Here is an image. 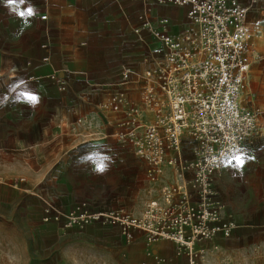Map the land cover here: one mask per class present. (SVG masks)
Wrapping results in <instances>:
<instances>
[{
    "label": "rangeland",
    "instance_id": "obj_1",
    "mask_svg": "<svg viewBox=\"0 0 264 264\" xmlns=\"http://www.w3.org/2000/svg\"><path fill=\"white\" fill-rule=\"evenodd\" d=\"M242 2L250 5L246 27L259 55L249 74L248 89L255 93L263 135L254 140L252 154L243 160L240 172L226 166L217 179L216 190L224 205L222 219L234 227L229 236L220 235L217 243L198 247L204 249L198 264H264V0ZM76 7L75 36L65 39L74 43L66 47L70 54H63L58 66L52 55L51 65L40 68L44 74L39 76L44 82L42 88L34 87L29 94L32 119L28 129L22 135L3 137L6 141L0 136L11 149L0 151V264H117L121 245L126 256L132 244L126 245L119 234H102L98 224L92 225L99 228L92 235L85 233L91 225L61 230L54 223L45 224L41 220L43 201L61 211L86 202L106 211L139 214L166 185L165 181L147 179L146 163L110 136L93 105L90 126L82 119L81 128L87 129H81L83 135L76 133L74 122L68 118L75 117V100L87 96L97 103L102 99L101 89L118 80L123 60L132 57L127 46H136L133 30L140 25L137 15L143 10L133 13L127 22L112 0L106 6L100 0L92 5L79 0ZM27 68L23 73L31 74V68ZM55 72L66 76L70 89L63 93L56 90L48 79ZM19 75L20 71H0V100L8 96L17 101L20 94L14 79ZM53 115L66 118L57 121L61 129L50 121ZM45 127L48 136H44ZM10 137L17 139V144L13 141L10 145ZM43 143L58 159L49 167L40 161ZM11 155H23L24 159H9ZM45 169V178L41 179Z\"/></svg>",
    "mask_w": 264,
    "mask_h": 264
},
{
    "label": "built area",
    "instance_id": "obj_2",
    "mask_svg": "<svg viewBox=\"0 0 264 264\" xmlns=\"http://www.w3.org/2000/svg\"><path fill=\"white\" fill-rule=\"evenodd\" d=\"M153 1L185 7V25L171 34L168 21L162 19L154 29L146 16L148 8L144 9L137 17L140 26L134 29L144 48L142 68L123 65L119 80L103 87L105 95L97 109L115 128L117 143L146 163L149 181L162 179L165 166L172 172L171 181L161 189L159 199L145 203L139 216L123 210L92 211L86 202L61 211L43 201L41 220L61 230L115 226L126 244L139 232L147 245L171 242L176 255L186 257V264H198L204 249L197 245L227 237L234 227L222 219L217 179L226 166L240 172L235 157H249L254 140L263 135L255 93L248 89L259 55L246 27L250 5L242 0ZM41 19L46 21V16ZM141 30H147L156 43L146 41ZM51 46L47 28L40 62L50 61ZM48 79L59 93L68 90L64 74L55 72ZM81 124L78 118L75 125ZM146 257L154 264H172L149 249Z\"/></svg>",
    "mask_w": 264,
    "mask_h": 264
},
{
    "label": "crops",
    "instance_id": "obj_3",
    "mask_svg": "<svg viewBox=\"0 0 264 264\" xmlns=\"http://www.w3.org/2000/svg\"><path fill=\"white\" fill-rule=\"evenodd\" d=\"M78 1L79 0H27L25 4L20 5L19 7L20 9L31 8L32 14L20 16L17 14L15 5H9L7 3V0H0V71H20L19 77L14 79L16 82V87L19 88L20 94L17 101L13 102L9 99L8 96H2L0 100V136L2 139L3 137L7 138V136L22 135L24 131L28 129L29 123L32 119L29 113L32 110L29 108L28 105L29 94L30 92L33 93L34 91L31 89H33L34 87L42 88V85L44 83L39 78L40 75H44L43 72L40 71V68L51 65L52 55L54 65L58 66L60 61L63 60V54H70V51H68L66 47H71L74 43L66 42L65 39L68 37L73 38L75 36L78 15L76 6ZM87 1L89 2V5H92L95 1L98 0ZM100 1L102 6H106L107 2H111V0ZM112 1L118 6L124 20L127 22H129V20L131 19L130 17L133 13L141 9L144 10L148 8L147 14L149 18L147 19L150 22L151 26L154 29H158L159 21L162 19H166L169 23V32L171 34L179 32L187 21V9L185 7L158 5L153 0H147V2L143 3L134 0H120L119 2L115 0ZM43 16H46V21L41 19ZM139 26L140 25L136 26L135 29ZM47 28L49 30L52 41L50 61L48 63H42L40 62V59L45 55V52L41 49L40 46L44 41L45 30ZM141 36L152 45L156 43V40L147 30H141ZM54 44L56 45L55 49ZM127 49H129V54L132 55V57L123 60L124 63L121 64L119 67V78L120 70L123 65L130 66L135 70L139 71L142 68V66L140 65V60L142 58V54L144 53V48L138 42L137 36L136 46H134L133 48H128L127 46ZM58 57H61V59L58 60ZM27 63H30V65H27ZM67 64L68 61L66 62V65ZM27 67L31 68V74H27L25 72L23 73V71H26V69L29 70ZM31 76L32 78H30ZM30 86L32 87L30 88ZM68 89H70V83ZM104 90L105 89H101L102 99L100 101H102L104 98ZM99 102L94 103L92 99L87 96H84L81 98V101L75 100L72 103V113H75V117L69 115L68 118L70 121L74 122L72 123V125L74 126V130L79 136H81L80 132L83 128H81V126H76L75 120L81 118L84 119L86 123H88V120L92 118L93 114L91 112L93 109L92 105L97 109V104ZM97 112L95 114H97L102 119L103 124L106 125L107 128L110 130V136L114 138L113 133L115 132V128L107 123V120L101 115L98 109ZM56 116L57 115H53L50 121L52 123L55 122L56 127L61 129V126L58 125V122H63L67 120L62 116L60 118ZM83 130L87 131V129ZM50 133L52 135H55L54 129H51ZM84 133L85 132H81L82 135ZM48 135L49 129L45 127L44 136ZM3 140L6 141L5 139ZM8 141L10 145L13 143V141L16 142V144L18 142L17 139L13 140V138L11 137L8 139ZM44 145V143L41 144L42 148H40V150H42V156L40 157V161L42 162V165L49 167L52 163H56L58 159L56 158V155L55 157H52V154H55V152L52 149H47ZM9 150L11 149L6 146V143L0 141V151ZM187 156L189 157L188 154ZM9 159H24V156L11 155ZM46 172L47 169H45V171H42L41 179L45 178ZM171 179L172 172L169 167L165 166L163 178L159 179L158 181H165L166 183H169ZM159 198L160 196L154 199ZM76 204L77 203H74L69 206V209H71ZM90 209L92 211H106L100 208H94L92 206L90 207ZM142 211L139 214H134L132 212L130 213L135 216H139L141 215ZM99 228L102 232H104L102 234L106 233L107 235H112L116 233L117 235H120L119 229L117 227L100 226ZM99 228L92 226L91 229H86L85 233H91L90 235H92L94 234V232H98ZM145 237V235H142L139 232H135L133 241L130 244H126L123 238L121 237L126 245H132L127 251L126 256L124 251V245H121L122 250L120 253L122 255H117V264H154L152 258L146 257V251L148 249L151 250V252L155 256L170 260L172 263H187L186 257L184 255H176V247L173 243L159 240L149 246L147 245V239L145 240ZM218 237L215 238L212 243H217L219 239ZM88 239L86 240L91 241V238ZM203 244L206 243L198 244L197 248L202 247Z\"/></svg>",
    "mask_w": 264,
    "mask_h": 264
},
{
    "label": "snow or ice",
    "instance_id": "obj_4",
    "mask_svg": "<svg viewBox=\"0 0 264 264\" xmlns=\"http://www.w3.org/2000/svg\"><path fill=\"white\" fill-rule=\"evenodd\" d=\"M27 2V0H7V3L9 5H15L16 6V10H17V14L20 16H26V15H31L32 14V9L28 8V9H20V5H23ZM30 99H35L34 97H31ZM236 161L238 163H243V160L237 156L235 157Z\"/></svg>",
    "mask_w": 264,
    "mask_h": 264
}]
</instances>
